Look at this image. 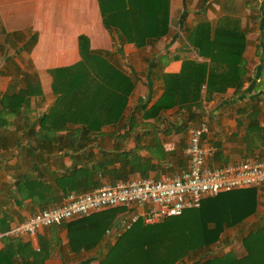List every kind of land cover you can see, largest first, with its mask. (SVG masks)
<instances>
[{
    "label": "crops",
    "instance_id": "0c3cea01",
    "mask_svg": "<svg viewBox=\"0 0 264 264\" xmlns=\"http://www.w3.org/2000/svg\"><path fill=\"white\" fill-rule=\"evenodd\" d=\"M203 8L201 0L193 4L188 0H0V251L14 244L12 250L20 253L15 264H98L117 236L116 230L111 233L118 223L102 235L98 232L102 223L90 218L43 228L34 236L8 234L35 212L59 205L66 195L56 177L70 168L71 151L59 144L74 138L64 131L43 134L37 123L56 99L48 71L71 67L88 52L99 54L132 78L127 110L148 108L163 92V74L178 73L184 60L204 61L187 41V33L206 21ZM211 9L220 13L215 14L217 18L223 14L215 2ZM122 30L152 32L149 39L138 40L139 47ZM9 50L14 54L7 55ZM243 58L251 71L249 59ZM233 93L228 89L215 97L222 100L213 98L201 105V120L208 124L202 144L215 148L207 160L211 168L264 159V88L253 90L245 84L238 95ZM175 110L166 111L161 120L137 116L114 128L106 126L97 143L112 150L114 137L123 136L131 123L134 131L128 149L134 147L136 134L144 133L156 134L165 144L176 146L174 132L162 133L179 125L178 117H167ZM55 120L51 130L58 124ZM185 137L187 143L188 132ZM178 164L171 162L168 167ZM246 190L251 189L242 191ZM254 190V212L220 235L215 249L220 248L222 254L233 250L234 238L240 241L264 222V186ZM242 250L240 255L233 251L241 257Z\"/></svg>",
    "mask_w": 264,
    "mask_h": 264
},
{
    "label": "trees",
    "instance_id": "16d2710c",
    "mask_svg": "<svg viewBox=\"0 0 264 264\" xmlns=\"http://www.w3.org/2000/svg\"><path fill=\"white\" fill-rule=\"evenodd\" d=\"M201 1L205 3L209 0ZM239 1L244 9H251L252 2H256ZM234 13L232 0H224L222 15L214 23L200 22L187 33L188 45L204 61L184 60L178 73L163 74V92L148 108L143 106L127 110L134 87L132 78L99 54L88 52L71 67L49 70L56 99L37 123L43 134L64 131L66 136L75 139L59 144L71 151L68 157L72 163L69 169L63 171L64 174L56 177L58 187L64 189L66 194L85 193L99 187L104 181H126L131 176L146 178L152 171L164 170L163 165L172 170L186 167L187 159L183 162L184 158L177 157L184 155V135L189 130L188 125L204 121L201 120V105L228 89H233L236 96L248 82V88L253 86V90L262 88L264 84L263 70L260 68L255 70L254 81L248 77L243 58L248 43L245 36L247 30L246 26L240 27V20ZM250 17L252 19V14ZM151 32L122 30L127 40H133L139 47L142 39H149ZM138 40L141 41L139 44ZM259 77L262 84L256 83ZM215 100L218 102L222 98ZM174 107V118L180 117L182 122L177 127H169L168 132H162L181 135L182 139L173 151H166L156 134L147 133L136 134L134 147L128 149L127 144L134 131L131 123L123 136L114 137L112 150L99 147L97 137H100L102 128H114L120 121H130L137 116L161 120L166 111ZM55 119L58 124L51 130L50 124ZM66 123L75 126L68 127ZM142 151L146 154L142 155ZM175 160L179 164L168 167ZM250 189L220 193L203 200L197 209L162 219L154 225L136 223L115 237V243L109 246L106 256L98 264H183L187 259L192 261L191 264H264V222L240 238L243 256L238 257L230 250L210 257L212 251L217 250L215 245L219 243L223 231L239 225L254 212L256 193L254 188ZM120 217H126L123 209L107 210L88 218L102 223L103 229L98 232L103 235L119 222ZM11 245H6L0 251V264L17 262L20 253L12 250L15 245Z\"/></svg>",
    "mask_w": 264,
    "mask_h": 264
},
{
    "label": "built area",
    "instance_id": "2783aa9c",
    "mask_svg": "<svg viewBox=\"0 0 264 264\" xmlns=\"http://www.w3.org/2000/svg\"><path fill=\"white\" fill-rule=\"evenodd\" d=\"M208 133L207 121L188 130L184 148L187 166L159 178L130 177L126 181L102 184L85 193L71 192L54 207L45 208L13 226L11 236H34L39 230L63 223L88 218L111 209H123L116 226V235L125 233L136 223L154 225L162 219L180 216L200 207L203 200L220 193L264 186V159H246L242 162L211 168L207 160L215 148L202 144ZM173 151V144H165Z\"/></svg>",
    "mask_w": 264,
    "mask_h": 264
},
{
    "label": "rangeland",
    "instance_id": "374dc122",
    "mask_svg": "<svg viewBox=\"0 0 264 264\" xmlns=\"http://www.w3.org/2000/svg\"><path fill=\"white\" fill-rule=\"evenodd\" d=\"M189 2H191V4H193L194 0H188ZM199 1V0H197ZM224 0H209L207 2H203L201 1V5H203V7L205 6V8H203L204 12L206 11V13L203 15L204 18H206V22H210L212 23V21L216 20V18L218 17L216 11H212L211 7H213L214 2L216 5L219 6L220 8V12H221V8H222V4H223ZM231 1V0H230ZM198 2H196L194 5H196ZM232 5H235V16L237 18H239V25L240 27H244L246 26V39H247V43L243 52V55L245 57H247L249 59V68L251 71H248V77L255 78V70L257 71L258 68L262 69L263 73L262 76L264 78V0H256V2H252V8L250 9H244V7H242L241 3L239 0H232ZM200 8L202 9V7L200 6ZM215 10V9H214ZM212 11L214 14H211ZM215 14H217V17L215 16ZM252 14V19L250 17V15ZM209 18H213V20H209ZM213 21V22H214ZM244 29V28H243ZM9 54H14L13 50H9V52L7 53V55ZM2 55V52H0V56ZM257 80V79H255ZM259 83L257 84H262V78L259 77L258 81ZM249 84V82L247 83V85ZM262 86V85H260ZM262 88H264V84L262 86ZM174 114H171L170 116H167L168 118H174L173 117ZM166 117V116H165ZM180 117H178L176 120H178ZM182 122L181 120L177 123ZM199 122V121H198ZM198 122L194 123V124H190L188 125V128L190 129L191 127L195 126L198 124ZM184 136H187L184 135ZM176 140L180 141L181 135H177L176 136ZM186 139V137L184 138V140ZM167 143V142H163V145ZM177 144V143H176ZM107 148H109L110 146H105ZM106 148V149H107ZM108 150V149H107ZM110 151V150H109ZM180 156H178L177 158H181L183 160V158L186 161L185 155L179 154ZM176 166V165H175ZM177 170V169H176ZM176 170H172L170 168L163 170L164 173H161V170H158L157 172L152 173L150 176H153L155 178H159L162 175L165 174H170L171 172H175ZM158 173H160V175H158ZM233 243V247H229L231 249H233L234 251H236V253L238 255L241 254L242 250V246L240 244L239 239H233L232 240ZM222 253V251L220 250H213L212 253L210 254L211 256H214L216 254H220ZM192 261L190 259H187L183 264H191Z\"/></svg>",
    "mask_w": 264,
    "mask_h": 264
},
{
    "label": "water",
    "instance_id": "95a60500",
    "mask_svg": "<svg viewBox=\"0 0 264 264\" xmlns=\"http://www.w3.org/2000/svg\"><path fill=\"white\" fill-rule=\"evenodd\" d=\"M115 230H116V229H113L111 234L115 233Z\"/></svg>",
    "mask_w": 264,
    "mask_h": 264
}]
</instances>
